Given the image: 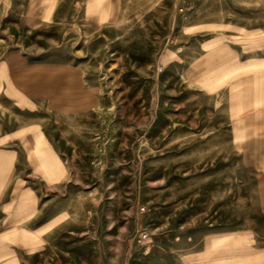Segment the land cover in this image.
<instances>
[{"label":"rangeland","instance_id":"374dc122","mask_svg":"<svg viewBox=\"0 0 264 264\" xmlns=\"http://www.w3.org/2000/svg\"><path fill=\"white\" fill-rule=\"evenodd\" d=\"M1 158L18 264H264V0H0Z\"/></svg>","mask_w":264,"mask_h":264},{"label":"crops","instance_id":"0c3cea01","mask_svg":"<svg viewBox=\"0 0 264 264\" xmlns=\"http://www.w3.org/2000/svg\"><path fill=\"white\" fill-rule=\"evenodd\" d=\"M5 159H3V158H1L0 159V162H3ZM12 166L13 165H11V164H9V168H6L5 166L4 167H2V168H0V173L2 172L3 174H5L6 173V175H7V177L9 178V176H11L12 175V172H13V168H12ZM7 178V179H8ZM8 182H9V180H7V181H3L2 182V184H0V186H3V187H6L7 186V184H8ZM3 190H5V188L3 189H1L0 191H3ZM32 231V230H31ZM26 233H27V242H25V245L27 246H31V244H30V236H31V234H33L34 235V233L36 234L37 232L36 231H34V233H32V232H30V231H28V230H23L22 228H19V227H15V228H13V230H10V231H7V232H5L4 234H6V236L7 237H10V236H15L16 237V235H26ZM3 235V234H2ZM0 236V237H3V236ZM32 237V236H31ZM260 251L259 252V254H260V256L261 255H263L264 256V247L263 248H258L257 249V251ZM6 252H10L11 253V255H8V259H13L14 261H13V263L14 264H18L19 262H18V260H16L15 259V257H14V254H16V253H14V252H12V249L10 248V247H6V246H3V247H0V255L2 254V253H6ZM17 255V254H16ZM15 255V256H16ZM4 258H0V263H2L4 260H3ZM2 264H4V263H2Z\"/></svg>","mask_w":264,"mask_h":264},{"label":"built area","instance_id":"2783aa9c","mask_svg":"<svg viewBox=\"0 0 264 264\" xmlns=\"http://www.w3.org/2000/svg\"><path fill=\"white\" fill-rule=\"evenodd\" d=\"M144 211V208H142ZM148 240H149V232L147 230L141 229L137 230L132 238V243L135 246H138L140 248H143V252H147L149 249L148 246Z\"/></svg>","mask_w":264,"mask_h":264}]
</instances>
